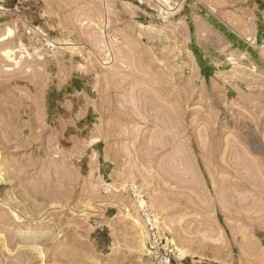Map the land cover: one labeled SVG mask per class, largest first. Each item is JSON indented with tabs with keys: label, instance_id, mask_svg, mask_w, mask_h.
Instances as JSON below:
<instances>
[{
	"label": "rangeland",
	"instance_id": "obj_1",
	"mask_svg": "<svg viewBox=\"0 0 264 264\" xmlns=\"http://www.w3.org/2000/svg\"><path fill=\"white\" fill-rule=\"evenodd\" d=\"M135 218L264 264V0H0V264H151Z\"/></svg>",
	"mask_w": 264,
	"mask_h": 264
},
{
	"label": "built area",
	"instance_id": "obj_2",
	"mask_svg": "<svg viewBox=\"0 0 264 264\" xmlns=\"http://www.w3.org/2000/svg\"><path fill=\"white\" fill-rule=\"evenodd\" d=\"M145 232V255L151 264H172L173 248L166 241L162 233L150 222L144 229Z\"/></svg>",
	"mask_w": 264,
	"mask_h": 264
},
{
	"label": "bare ground",
	"instance_id": "obj_3",
	"mask_svg": "<svg viewBox=\"0 0 264 264\" xmlns=\"http://www.w3.org/2000/svg\"><path fill=\"white\" fill-rule=\"evenodd\" d=\"M7 33H11V30L10 29H8V32ZM5 53V55H7V56H10L9 54V51H5L4 52ZM243 209H244V207H242ZM12 210V209H11ZM240 209H238V211H239ZM14 212V211H13ZM257 212V211H256ZM17 213V212H16ZM240 215H242V214H240ZM247 216V215H246ZM15 217H18L17 215H15ZM241 217V216H240ZM243 217V216H242ZM235 218H237V217H235ZM239 218V217H238ZM244 218H246V217H244ZM248 218V217H247ZM250 218V217H249ZM136 220V218L134 219V221ZM135 223H136V225L139 227V230H140V234H141V236H142V240H143V246H144V244H145V232H144V228L141 226V224H140V222L139 221H135ZM251 231V230H250ZM244 233V232H243ZM246 233H248V232H246ZM238 235V234H237ZM236 237V236H235ZM240 237V236H239ZM241 237H242V233H241ZM243 237H245L244 235H243ZM237 238V237H236ZM236 238H235V240H236ZM242 239V238H241ZM233 240H234V238H233ZM238 240V239H237ZM231 242H236V241H231ZM242 245V244H241ZM241 245H239V246H241ZM250 245V244H249ZM237 247H238V245H236ZM243 246V245H242ZM245 246V245H244ZM252 247V246H251ZM242 250V249H241ZM243 250H246V251H249L250 252V250H251V248L249 247V246H245L244 247V249ZM251 251H253V250H251ZM242 253H244V251H242ZM241 253V254H242ZM251 253V252H250ZM249 253V254H250ZM240 254V255H241ZM245 254H248V252L247 253H245ZM253 254H257V252L255 253H253ZM254 256V255H253ZM252 256V257H253ZM241 257V256H240ZM244 257V256H243ZM248 256H246V258H247ZM250 258V257H249ZM242 259H244V258H242ZM247 260V259H246ZM248 260H250V259H248ZM254 260V259H253ZM257 260V259H256ZM261 261V260H260ZM242 262V261H241ZM244 262V261H243ZM245 263V262H244ZM250 264H251V262H249ZM257 262L255 261V264H256Z\"/></svg>",
	"mask_w": 264,
	"mask_h": 264
}]
</instances>
